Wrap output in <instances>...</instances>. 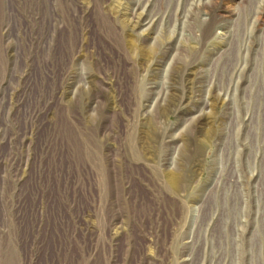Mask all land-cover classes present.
I'll return each mask as SVG.
<instances>
[{
  "label": "rangeland",
  "instance_id": "374dc122",
  "mask_svg": "<svg viewBox=\"0 0 264 264\" xmlns=\"http://www.w3.org/2000/svg\"><path fill=\"white\" fill-rule=\"evenodd\" d=\"M0 264H264V0H0Z\"/></svg>",
  "mask_w": 264,
  "mask_h": 264
},
{
  "label": "bare ground",
  "instance_id": "6f19581e",
  "mask_svg": "<svg viewBox=\"0 0 264 264\" xmlns=\"http://www.w3.org/2000/svg\"><path fill=\"white\" fill-rule=\"evenodd\" d=\"M139 13V12H138ZM150 23V22H149ZM185 88L187 89H189V91L193 88V86H192V84H189V86L187 87V86H185ZM185 88H184V90H185ZM185 92V91H184ZM191 92V91H190ZM187 96V95H186ZM189 97V96H188ZM186 97H184V94L182 93L181 94V96H180V98L177 100V99H174V102H175V104H176V107L177 108H179L180 106H181V104L183 103L182 101H184V99H185ZM172 100H173V98H172ZM206 104L209 106V105H211V101L210 102H206ZM206 107V106H205ZM202 116V115H201ZM200 116V117H201ZM202 120H203V118H202ZM174 180V179H173ZM175 190V189H174Z\"/></svg>",
  "mask_w": 264,
  "mask_h": 264
}]
</instances>
